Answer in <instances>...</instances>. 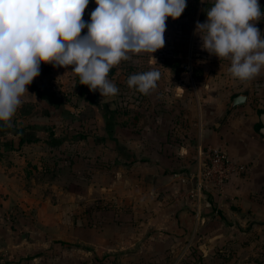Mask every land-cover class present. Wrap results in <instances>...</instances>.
Segmentation results:
<instances>
[{
  "label": "rangeland",
  "instance_id": "374dc122",
  "mask_svg": "<svg viewBox=\"0 0 264 264\" xmlns=\"http://www.w3.org/2000/svg\"><path fill=\"white\" fill-rule=\"evenodd\" d=\"M174 43L177 42L174 41ZM190 43L191 40L189 41ZM174 47L181 46L174 45ZM192 48L191 58L194 64H198L201 60L216 61L218 58L201 48V40L196 33L193 35ZM169 50L171 52L168 53V56L172 58L174 48ZM187 54L189 55V53ZM161 56L164 55H158L155 61L161 62ZM147 58L142 56L141 58H133L130 61H122L121 64H124L114 68L115 72L119 69L120 77V82L114 80V84L120 91L119 98L117 95L115 98L117 105H121L120 110H122L121 112L124 111V116L118 115L117 111L113 113L107 111L108 109L106 110L104 103L96 100V94H99V91L93 93L87 85L79 84V77L75 73L73 77L75 80L71 81L73 79L68 72L63 71L61 74L62 88L64 87L63 93L69 92L71 98H62L66 100L65 104L61 101V105L57 107L60 111V118H57L59 119V122H56L58 124L57 133L53 138L59 139L60 142L53 147V145L48 143L53 134L40 133L38 139L41 142L19 148L0 149V158H2L1 162L3 163L1 164L5 167L7 173L18 177L20 175L24 176L26 172H29L26 181L25 179L21 181L32 194H30V198L14 201L16 202V207H18L17 213H13L10 209H0V264H264V219H262L261 215L245 212L246 208L240 207V211L235 210L237 212H229L222 216L218 214L217 204L213 206L214 201L211 195L207 196L210 205L205 206L204 202H202L200 206V215L204 217V222L200 224L198 229L195 228L196 221L194 222L193 212L189 214V227L183 235L186 239L185 243L188 242L187 245L179 244L178 246H173L168 243L153 245V240L148 245L145 244L143 246L132 244L135 232L132 228L134 208L139 209L135 204L140 203L133 194L135 185L130 184L139 180L135 178L132 171L134 168L133 159L137 161L142 156L147 161H150L156 153L162 156L168 155L167 151L168 153L170 151L172 154L174 152L177 154L178 151L174 149L176 144H171V142L179 143L177 147L179 145H187L188 150H191L190 155H193L194 149L192 146L194 143L191 141L192 139L190 140L191 142L188 139L192 137L195 139L193 135L196 134V129H198L201 119L205 120L209 127H213L214 123L220 119V113L225 115L226 119L231 116L232 112V110H227L233 94V92L230 93V90H228L229 93L221 102L220 113L212 110L210 101L201 103L200 107L202 108H200L199 112L193 87L185 84L182 86L190 92V98L192 97V99L188 98L189 103L186 101L184 105L179 101L175 102L173 112L169 113L167 118L170 125L165 123L167 126H172L171 132L159 134L158 136L160 139L158 138L157 145L162 146V148L157 149V145L151 142L149 138L151 135L145 133L140 134L147 138L142 153L136 155L137 151L135 153L133 150L134 143L132 140L130 142L127 139L126 147L124 146V148L119 141L124 133L117 131L118 124L122 120H127L128 126L133 125L134 112L137 110L136 107L138 105L144 111L142 114L144 123H159V119L157 121L156 116H154L156 113L151 112L150 105L157 102L155 99H157L158 95L160 97L161 92L163 93L165 88L158 85L149 94L141 95L134 88H129L127 83L123 84L122 82L124 77L128 79L134 73L150 70L164 71L161 68L155 69V67H151ZM174 58L179 59L177 62L180 69L183 70L182 66L187 60L186 56H174ZM177 70L178 67L175 65L174 72H178ZM175 75L174 73L172 77L177 78L178 76ZM115 76L117 78L116 74ZM160 77L163 76L161 75ZM187 78L189 77L187 76ZM256 78L254 79L255 83L246 89L249 98H254V101L255 98L264 96V80ZM176 86H173V92H176ZM224 88H221V91ZM245 88L243 87L241 90ZM200 92L202 93V91ZM93 94H95L94 97ZM73 95L75 96L73 97ZM149 95H152V100L149 99ZM93 102L95 104H92ZM257 103L259 101L256 99ZM56 104H60V102H56ZM140 110L138 113H140ZM97 111L109 112L108 122L111 124L110 129H112L110 132L103 133L102 130L99 132L96 130L97 128L91 127L93 124L97 126L98 120L99 129L106 124V120L102 119L101 121L98 117L99 115L95 117ZM72 113L74 114V119ZM94 119L96 121L91 122ZM176 127L179 128V131H175ZM80 134H84V137L82 138ZM124 135H126V138L133 136L131 133H125ZM166 141L168 143H165ZM41 143H44V145ZM191 163H194V170L196 159L194 158V162ZM176 167L178 165L174 164V162L168 166L161 165V168H168L167 170ZM89 168H91L90 171ZM77 171L78 177L75 178L73 174H76ZM86 172L93 174L94 182L99 186L109 188L113 186V188L108 190V192L97 188L86 199L82 198L85 201L80 203L79 214L92 217L99 235L101 236V232H103L108 240H113L119 232L118 228H123V225L118 223H125L131 227L126 233L129 240L125 244L114 246L115 251L108 252L106 249L103 251L100 246L96 247L97 250L94 251V246L90 247L83 242H72V238L70 239L66 232L67 226H70V221L76 213L69 211V209H74L69 205L70 194L67 193L68 198L66 199V195H61L53 190L52 184L56 183L68 190L78 188L84 194L85 176L88 175ZM119 173L121 178H118ZM32 177L37 180L35 186L30 185ZM120 179H127L128 182H123L121 185ZM141 183L146 187H150L148 180H143ZM175 189L177 190L170 198H160L158 195V199L164 201L165 198V201H168L173 198L175 201H188L192 206L194 205V210H196L195 202L192 198L186 197L185 188H177L176 185ZM145 194L146 196L141 198L142 207L140 209L143 210L141 214L148 218L150 217L153 202L157 197L151 196L147 192ZM33 196L35 198H32ZM54 202L67 207L65 221L61 224L53 219L55 212L51 204ZM75 204L74 206H76ZM41 206L42 210L40 209ZM224 207L222 204L219 208L224 210ZM204 208L205 210L203 211ZM119 209H126L125 215H120L117 211ZM147 222L148 220H146ZM171 237H174V235H171ZM157 239L159 240V238ZM172 249L175 254H180L183 250V259L179 261H177L178 259H175V261L172 259L168 261L151 260L152 254L161 255L165 252L167 253V251L171 252Z\"/></svg>",
  "mask_w": 264,
  "mask_h": 264
},
{
  "label": "crops",
  "instance_id": "0c3cea01",
  "mask_svg": "<svg viewBox=\"0 0 264 264\" xmlns=\"http://www.w3.org/2000/svg\"><path fill=\"white\" fill-rule=\"evenodd\" d=\"M258 2L261 5V11L264 12V0H258ZM211 5L212 0H187V7L179 18L175 20L171 17L167 18V27L164 33L165 46L152 54L155 59L158 55H164L160 58L162 59L161 62L155 61V59L147 53L133 56V58H141L142 56L147 58L149 55L147 58L149 65L155 67V69L161 68L164 70L160 72L163 77H160L157 85H161L165 90L163 93L161 92L160 97L159 95L157 96V99H155L157 102L154 104L151 103L150 105V110L151 112L156 113L154 116H156L157 121L159 119V123H144L145 121L142 116L144 111H142L141 106L138 105L136 107L137 110L134 112V124L128 126L126 123L127 120H122L119 122L117 128L118 132L124 134L131 133L133 136L126 138V135L123 134L119 141L123 144V147H126L127 139L130 140V142L132 140L134 143L133 150L135 153L137 151L136 155L142 153L145 148L144 143L147 142V138L140 134L145 133L151 135L149 136L151 142L157 145L160 139V137H158L159 134H168L171 132L172 126H167L166 124L169 123L167 121L168 114L173 112L175 102L179 101L184 105L186 101L189 103L188 98L192 99V97L190 98V92L182 86L185 84L192 85L199 112L200 108H202L200 107L201 103L210 101L212 103V110L220 113L222 107L221 102L229 93L228 90L231 91L230 93L233 92L231 100L238 94H245L246 100L243 104L229 109L230 100L227 110H232L231 116L225 119V115L220 113L221 117L214 123L213 127H209L206 121L201 119L198 129H196V134L193 135L195 136V139L193 137L188 139L189 142L192 141L194 143L192 146L194 149L193 155H190L191 150H188L187 145L184 144L177 147L179 143L171 142V144H176L174 149L178 151L177 154H175V152L172 154L170 151L168 153L167 151L166 153L168 155L162 156L156 153L150 161H147V159L142 156L138 158L137 161L133 159L134 168L132 171L134 172L135 178L139 180H136L133 183L131 182L130 184L135 185L133 194L135 199L140 202L139 204H135L139 209L134 208V221L132 223V228L135 230L132 242L134 245H148L151 240L154 241L153 245H161L162 243H168L173 246H178L179 244L187 245L188 242L185 243L186 239L183 235L185 230L189 227V214L193 212V217L195 218L194 222L196 221L195 228L198 229L200 224L204 222V217L201 215L196 217V210H194V205L192 206L190 202L175 201L173 198L168 201H165V198L164 201L158 199V195L160 198H170L174 195L175 190H177L175 189L176 185L177 188L185 189L189 186V183H183L181 179L187 176L191 171H194V163L191 162H194L198 146L212 145L219 147L227 151L231 158L245 163L248 166L246 173L234 176L230 179L226 186L225 195L213 198V206L217 204L219 209V213H217L224 216L229 212L233 213L240 211V207H242L243 209L246 208L245 212L260 214L262 219H264V140L259 133L262 126L259 116L264 112V96H262V98H255V101L254 98L250 99L246 89L255 83L254 79L249 82H240L233 79L228 73V68L230 67L229 61H220V59L217 58L216 61L201 60L198 64H194L191 58V50L193 51L191 46L196 22L200 21L203 23L206 20V10L208 7H211ZM82 18L85 21H90L89 14H84ZM255 26L261 30L262 34H264V19L258 21ZM86 32L87 29L85 28L82 30L81 34L83 35ZM191 32L194 33L191 34ZM173 40L177 43H174ZM190 40L191 43L189 44ZM174 45H180L181 47H174ZM170 48H174L172 58H169L170 56H168V53L171 52L169 50ZM187 53H189V55ZM183 55L187 58L183 66L185 64H190L191 71H186L183 66L184 71L181 70L179 63L177 62L179 59H173L174 56L180 57ZM196 55H198V53H196ZM175 65L178 67V72H174ZM73 68L74 67L71 66H68L67 68H54L49 63L41 62V73L38 77L34 78L30 85L27 86L28 93L22 97V104L13 117L12 127H0V149L19 148L25 145L41 142L38 139L40 133L53 134L52 138L56 136V128L58 127L57 123L59 122V119L57 118H60V111L57 107L61 105V101L62 103L66 102V100H63L62 98H71L69 92L63 93L64 87L62 88L61 74L63 71L68 72L73 79L71 81H74V73L72 72ZM114 68L115 67L112 68L114 75L109 79L113 82L114 80L120 82L119 69L115 72ZM174 73L176 74L175 76H178L177 78L172 77ZM115 74L117 75V78ZM183 75H185V77H183ZM187 76L189 78H187ZM259 76L260 77H257L256 79L264 80V71H262ZM122 82L123 84L126 83L127 79L124 77ZM223 84L225 85L224 87H228L224 88ZM174 85H177L176 92H173ZM243 87L246 88L241 90ZM221 88L224 89L221 91ZM200 91H202V93ZM75 95H73V97ZM94 95L95 94H93V97ZM119 95L120 91L117 94L118 98ZM100 96V93L96 94V100H98ZM149 99L152 100V95H149ZM256 99L259 101L257 104ZM56 102H60V104H56ZM92 104L95 103L93 102ZM120 108L121 105L118 106L117 109L118 115L121 114L124 116V111L121 112L122 110H120ZM139 110L140 113H138ZM72 115L74 119V114L72 113ZM96 116H98L101 121L102 119L106 120V124L99 129L98 120L97 126L93 124L91 127H95V129L97 128L96 130L99 132L101 130L103 133L110 132L112 129H110L111 124L108 122L109 112L97 111L95 117ZM222 117L223 119H221ZM95 121L96 120L94 119L91 122ZM178 129L179 128L176 127L175 131H179ZM49 142L50 140L48 143ZM165 143H168V141ZM41 144L44 145V143ZM92 145L94 146V144ZM53 147L55 146L53 145ZM161 148L162 146L157 145V149ZM173 155H175V157H173ZM1 160L2 158H0V209H10L13 213H17L18 207H16V202L14 201L30 198L32 195L31 191H29L21 181L24 179L26 181L29 172H26L27 175L24 174V176H11L12 174L6 172ZM172 162L178 165V167L171 170H167L168 168H161V165H172ZM90 170L91 168H89V171ZM86 173L88 175L85 176L86 183L84 194H82L78 188H71V190H68L56 183L52 184L53 190L61 195H66V199L68 198L67 193L70 194L71 199H69V205L74 209H68L70 212L76 213L70 221V226H67L66 232L70 236V239H73H71L72 242H83L90 247L94 246V251L97 250L96 247L98 246H100L103 251H105V249L108 252L112 250L115 251L114 246H120L129 240L126 233L131 227L125 223H118L119 225L122 224L123 228H118L119 232L117 236L113 240H108L105 238L103 232H101V236L99 235V231H97V227L94 225L92 217L79 214V208L81 207L80 203L85 201L84 199H86L87 196H90L95 190H97V188L100 190H107V192L113 188V186L110 188L99 186L94 182L93 174L91 172ZM77 174L78 171L76 174H73V177L77 178ZM118 178H121L120 173ZM143 180H148V182H150V187L143 185L141 183ZM36 182L37 180H35V178L32 177L30 179L31 186H35ZM119 182L122 185L123 182L126 183L128 180L120 179ZM146 192L151 196L157 197L153 202L149 215L150 217L148 218L141 214L143 210L140 209V207H142L141 198L146 196ZM32 198H35V196ZM38 201L40 202V200ZM74 203H76V206H74ZM222 204L225 206L224 210L219 208ZM51 206L55 212L53 219L61 224L65 221V213L67 211L66 205L62 206L61 204L54 202ZM40 209H43L42 206ZM204 210L205 208L203 211ZM117 211L120 215H125L126 209H119ZM146 220H148L147 223ZM83 222L85 223L83 224ZM171 235H174V237H171ZM156 237L159 238V240ZM61 239L63 240L62 237ZM160 240L162 242H158ZM152 255L154 257L152 256L151 260L156 261H168L169 259H172L173 261L178 259L177 261H179L184 257L183 250L180 254H175L173 249L171 252L167 251V253L165 252L161 255ZM174 256H176V258H174Z\"/></svg>",
  "mask_w": 264,
  "mask_h": 264
},
{
  "label": "clouds",
  "instance_id": "9594fccd",
  "mask_svg": "<svg viewBox=\"0 0 264 264\" xmlns=\"http://www.w3.org/2000/svg\"><path fill=\"white\" fill-rule=\"evenodd\" d=\"M95 3L85 21L89 0H0V127H12L42 61L54 68L74 65L79 84L103 98L116 96L110 70L134 55L162 49L167 18H179L187 7V0ZM261 19L258 0H212L206 20L197 21L194 31L203 50L230 62L233 79L249 82L264 71V34L255 26ZM160 76L158 70L134 73L126 83L147 95Z\"/></svg>",
  "mask_w": 264,
  "mask_h": 264
},
{
  "label": "built area",
  "instance_id": "2783aa9c",
  "mask_svg": "<svg viewBox=\"0 0 264 264\" xmlns=\"http://www.w3.org/2000/svg\"><path fill=\"white\" fill-rule=\"evenodd\" d=\"M97 7L95 0H89L84 14H89ZM74 67V65H70ZM184 69L191 71V65L185 64ZM196 167L181 179L183 183H189L185 189L186 197L192 198L196 206V216H200V206L204 202L209 206L208 195L213 198L223 196L226 186L234 176L247 172L248 166L229 156L227 151L212 145L198 146L196 151Z\"/></svg>",
  "mask_w": 264,
  "mask_h": 264
},
{
  "label": "trees",
  "instance_id": "16d2710c",
  "mask_svg": "<svg viewBox=\"0 0 264 264\" xmlns=\"http://www.w3.org/2000/svg\"><path fill=\"white\" fill-rule=\"evenodd\" d=\"M177 65V64H176ZM114 75V71L111 69L110 70V72H109V78H111L112 76ZM98 100H100V101H102L104 104V106H105V108H106V110L107 111H109V112H111V113H113V112H116L117 111V109H118V103H117V101H116V98L115 97H107L106 99L105 98H102V96H100L99 98H98ZM97 103V102H96ZM52 135V134H51ZM80 136L83 138L84 137V134H80ZM52 137V136H51ZM56 140H57V142H56ZM59 139H54V138H51L50 139V144L51 145H54V146H56L59 142H60V140L58 141Z\"/></svg>",
  "mask_w": 264,
  "mask_h": 264
},
{
  "label": "water",
  "instance_id": "95a60500",
  "mask_svg": "<svg viewBox=\"0 0 264 264\" xmlns=\"http://www.w3.org/2000/svg\"><path fill=\"white\" fill-rule=\"evenodd\" d=\"M245 100H246V95L245 94H238L237 96L232 98V100H231V102L229 104V109H231L234 106L243 104L245 102ZM259 117H260V121H261V124H262V126H261V128L259 130V133L262 135L263 140H264V112H262ZM221 119H223V117Z\"/></svg>",
  "mask_w": 264,
  "mask_h": 264
}]
</instances>
